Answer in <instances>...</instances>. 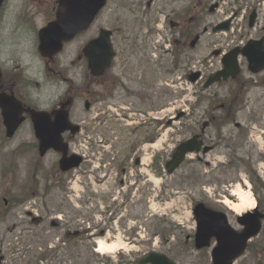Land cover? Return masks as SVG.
I'll list each match as a JSON object with an SVG mask.
<instances>
[{
  "label": "rangeland",
  "instance_id": "obj_1",
  "mask_svg": "<svg viewBox=\"0 0 264 264\" xmlns=\"http://www.w3.org/2000/svg\"><path fill=\"white\" fill-rule=\"evenodd\" d=\"M132 1L109 0L105 9V18L115 24L121 35L145 34L147 30L131 14ZM31 2L27 0V5ZM121 4L124 9L120 8ZM142 11L152 12V9L144 8ZM37 22L40 25L42 20ZM134 22L137 26L133 27ZM159 23L162 24V21ZM228 36L213 35L208 41L209 49L197 47L181 56V91L173 88L177 91L173 92L169 88L177 79L176 76H169L166 82L172 95L167 97L169 104L165 99L164 107H155L154 102L151 110L135 111L136 115L127 110L130 113L127 117L117 111L118 115L108 119L101 114L98 103L95 102L89 111H84L83 100L75 102L71 121L81 127V132L73 139L72 149L90 161L89 170L93 174L90 172V179L86 181L81 173L83 167L67 179L52 172L58 161L56 155L47 154L43 159L34 156L30 124L25 123L11 140L4 138L0 124V264H136L150 252L164 254L176 264H211L210 249L200 252L194 249L196 225L192 208L195 203H202L209 209L224 211L230 225L239 229L235 221L238 212L226 203L236 204L231 194L241 178L246 181L249 178L243 167L235 168V171L226 168L232 157L234 162L238 159L226 146L234 138L223 134L215 138L214 126H209L204 134L207 144L213 147L211 152L190 154L172 175L165 172L164 165L177 145L195 133L194 121L199 118L194 104L205 91L201 83H188L185 75L193 66H199L197 59L205 60L213 49L224 45ZM154 40L161 41V38L155 36ZM165 57L166 65L171 67V58ZM211 63L215 69L219 64L218 59L210 60L207 65L211 66ZM156 76L158 74L154 73V81ZM228 87L231 88V85L228 84ZM213 90L224 95L228 88ZM78 91L84 94L82 87ZM202 96L206 101V95ZM243 102H247L243 106L247 114L264 122V91L248 93ZM179 113L183 116L177 121L175 118ZM146 118L152 124L142 127L153 131L152 149L137 134H131L132 138L128 141V131L139 127L143 123L141 120ZM203 121L201 118L200 124ZM256 136L264 139L258 131ZM235 140L237 144L241 143ZM131 142L138 143V146L127 160L125 145ZM248 144V150L243 146V155L257 169L259 163H264L261 156L264 147L256 140ZM137 156L150 159L137 167L143 171L144 179L150 178L147 181L148 199L138 189L135 197L128 196L130 202H127L125 191L131 188L130 182L133 183V161ZM35 166L45 169L43 179L34 173ZM122 166L123 169L129 168L125 180V173L120 174ZM157 169L161 172H156ZM135 172L139 175L138 171ZM144 172H148L149 176L145 177ZM256 174L264 184V171ZM121 176L124 186L119 185ZM99 179L101 182H98ZM249 185V191L257 199L255 189L250 182ZM257 196L264 204V188L257 187ZM3 199H7L5 204ZM102 229L108 233L107 238L100 235ZM75 232L79 236L64 243L65 233ZM105 238L111 242L121 240L124 250L107 257L96 253V242ZM251 243L253 249H259L260 260L264 263V223L261 233ZM241 264L261 263L247 253Z\"/></svg>",
  "mask_w": 264,
  "mask_h": 264
},
{
  "label": "flooded vegetation",
  "instance_id": "obj_2",
  "mask_svg": "<svg viewBox=\"0 0 264 264\" xmlns=\"http://www.w3.org/2000/svg\"><path fill=\"white\" fill-rule=\"evenodd\" d=\"M34 5H27L28 18L32 23L36 34V50L38 48V32L40 28L45 27L49 22L55 20L58 14L64 12V6L61 0H32ZM109 1V0H107ZM121 9H124L122 4ZM152 9V12L146 13L142 9ZM105 9V8H104ZM102 9L95 17L90 28L78 36L75 41H81V46L75 50L74 64L72 54L67 50L69 45H64L60 53L51 57H42L45 62V68L54 80L62 81L67 85L66 93L51 107L49 112L60 107L62 102L71 99V110L78 99L87 101L91 105L98 103L106 118H113L114 114L127 117L130 115L127 110H131L134 115L135 111L151 110L153 103L155 107H164V101L167 93L164 91V83L169 76H176L181 82V56L187 50H194L197 47L209 49L208 41H211L213 35H217L215 29L218 27H227V34L224 45H220L219 49H213L212 52L205 57V60L197 59L199 66H193L185 75L190 79L191 73L199 74L195 84H203L206 76L213 72L210 71L213 64L207 65V62L218 56L226 54L233 48L244 46L247 41L264 40V0H133L131 4V14L135 21L141 26L145 25V29L150 33L137 35L124 34L121 35L116 30V26L112 25L110 19L105 18V10ZM158 18V19H157ZM42 20L38 25V20ZM162 21V24L159 23ZM120 23V21H119ZM103 25V26H102ZM132 26H137L134 22ZM110 29L112 31V48L114 57L107 70L98 76H92L89 70V60L82 53V50L89 42L99 35L101 29ZM163 29V30H160ZM136 32L138 30L136 29ZM221 33V32H220ZM162 35L163 41L154 40L155 35ZM232 41V44H227ZM217 45V46H218ZM38 52V51H37ZM171 58V67L166 65V57ZM200 58V57H198ZM201 61V62H200ZM240 74L236 80L230 81L234 90H237L233 101L227 106L220 104L213 99L212 111L210 113V121L213 126L215 123L220 126V130H228V136L234 138L226 145L235 155V167H243L245 156L244 149L248 150L247 125L243 122L247 120L244 116L243 104L238 102L239 97L244 91L253 88L264 89V72L253 76L247 69L245 59L239 58ZM214 68V67H213ZM1 84L0 94L12 97L21 103L26 110L24 114V123L30 124V116L28 110H42L33 103L21 88L19 75L9 71L0 69ZM217 71V70H216ZM154 73L158 74L154 81ZM78 79V80H77ZM77 84V86H76ZM84 89V94L78 91ZM133 91V92H132ZM223 115V116H222ZM152 117V113L150 114ZM222 116V117H221ZM144 124H149V118L142 119ZM2 121V119H1ZM198 122V121H197ZM204 133V131H203ZM69 143L70 153H76L73 147V136H65ZM217 136L215 135V138ZM238 139L241 143L237 144ZM33 154L37 158L38 144L33 142ZM213 147L210 145V150ZM59 154L50 151L49 154ZM137 158V157H136ZM136 158L133 161L135 171H138ZM243 158L244 160H241ZM128 160V159H127ZM125 163H128V161ZM83 167L82 177L90 179V161L83 159L80 168ZM124 167V166H123ZM79 168V169H80ZM125 169V171H124ZM122 174L125 175V167ZM78 170V169H77ZM76 171V170H75ZM75 171L66 174H60L64 178L70 179L74 176ZM133 171L134 183L140 185L145 184L143 179ZM54 175H58L55 169H52ZM139 174L142 170L138 171ZM43 179V171L37 168V172ZM93 174V173H92ZM126 178V176H125ZM93 180H96L93 177ZM147 181V180H146ZM98 182H101L100 180ZM119 184H123L120 182ZM145 196H148V186H145Z\"/></svg>",
  "mask_w": 264,
  "mask_h": 264
},
{
  "label": "water",
  "instance_id": "obj_3",
  "mask_svg": "<svg viewBox=\"0 0 264 264\" xmlns=\"http://www.w3.org/2000/svg\"><path fill=\"white\" fill-rule=\"evenodd\" d=\"M69 0H63L65 3V13L57 18L53 23H50L46 28L40 31L39 34V52L43 56H50L57 53L62 44L69 42L76 33L85 30L92 20L96 11L104 4V0H98L95 8L90 6V12L87 13V8L72 10ZM93 1V0H90ZM3 0H0L2 3ZM68 9V10H67ZM96 48V49H95ZM249 61L251 70H259L264 68V50L258 46L251 48L249 46L242 52ZM231 55V56H230ZM224 60L225 69L212 77L207 85L212 80H219L220 76L224 78L230 73L229 70L235 71L236 52L230 54ZM89 68L94 75H100L108 66L112 57L111 47L109 42V33L103 32L98 40L93 41L89 47ZM0 108L2 111L3 123L6 128V136L12 137L14 132L23 121L21 114L23 110L19 103L6 96H0ZM88 108V105H86ZM31 119L35 131V136L39 140L40 155L53 148L63 153L60 167L66 171L74 166H77L79 159L73 157L66 158V146L61 144L60 134L66 130L73 133L78 131L77 127L71 126L68 122L66 112H54V122L50 121V116L45 112L30 111ZM61 114V115H59ZM200 143L196 140H190L179 146L176 153L172 156V160L167 164V171L171 173L183 161L186 153L198 151ZM194 215L197 221V233L195 236V247L201 249L209 246L210 239L213 237L217 242V247L212 252L213 264H231L245 249L246 241L255 236L259 232L260 218L264 216L255 214H247L238 219V222L244 226L241 233H236L227 225L225 216L221 213H216L205 209L202 205L196 206ZM173 264L164 256L150 254L141 261L140 264Z\"/></svg>",
  "mask_w": 264,
  "mask_h": 264
},
{
  "label": "clouds",
  "instance_id": "obj_4",
  "mask_svg": "<svg viewBox=\"0 0 264 264\" xmlns=\"http://www.w3.org/2000/svg\"><path fill=\"white\" fill-rule=\"evenodd\" d=\"M0 69L19 75L21 88L41 109L55 104L67 85L54 80L36 50V34L28 18L27 0L0 3Z\"/></svg>",
  "mask_w": 264,
  "mask_h": 264
},
{
  "label": "bare ground",
  "instance_id": "obj_5",
  "mask_svg": "<svg viewBox=\"0 0 264 264\" xmlns=\"http://www.w3.org/2000/svg\"><path fill=\"white\" fill-rule=\"evenodd\" d=\"M232 195L236 198V204L227 202L226 205L233 211L243 213L244 211L252 210L255 207V202L248 191L236 187ZM120 250H124V246L120 240H116L115 242L99 240L96 252L101 255H112Z\"/></svg>",
  "mask_w": 264,
  "mask_h": 264
}]
</instances>
